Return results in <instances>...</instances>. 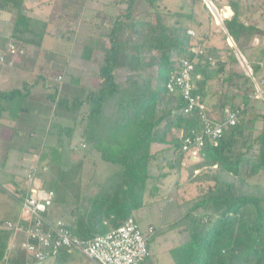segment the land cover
<instances>
[{
	"label": "trees",
	"instance_id": "trees-1",
	"mask_svg": "<svg viewBox=\"0 0 264 264\" xmlns=\"http://www.w3.org/2000/svg\"><path fill=\"white\" fill-rule=\"evenodd\" d=\"M141 1L148 7L140 8ZM163 1L125 0L126 7L109 18L111 22L92 24L81 59L98 67L96 88L85 91V99L56 101L70 113L82 108L84 119L68 127L53 118L48 133L57 136L39 155L36 169L25 174L24 183L29 174L40 177L43 189L54 195L51 204L63 209L60 219L73 218L68 227L74 236L88 241L135 220V213L146 206V197H155L160 191L157 183L170 175L162 172L165 168L185 173L184 183L196 186L198 195L194 200H180L182 195L176 194L177 204L185 211L172 228H181L187 239L170 250L174 264H264V108L248 117L256 95L253 81L264 80V51L258 58L254 53L255 40L264 33L248 16L250 8L243 0H210L226 29L222 44H213L210 31L198 36L192 30L194 3L190 12L183 7L173 12L162 7ZM26 2L0 0V12L13 16L14 41L40 48L50 34L56 9L53 16L40 19L29 13ZM225 8L230 10L223 19L220 12ZM164 15L172 16L173 22H165ZM237 51L247 60L252 77L243 71ZM186 62L194 66V94L200 96L209 118L213 119L207 102L211 92L223 100L219 122L227 111H240L237 125L225 130L217 142L205 138L197 161L183 146L185 139L203 131L202 111L195 108L186 113L188 101L180 91L168 89L172 75L181 72ZM59 91L57 86L48 99L54 103ZM28 97V92L18 89L0 92V125L19 122L29 111ZM238 100L245 107L242 110ZM78 124L86 149L79 161L68 166L63 149ZM175 129L182 130L183 136L174 137ZM95 153L111 168L87 192L82 176L86 161ZM184 183L177 182L176 189ZM45 215L51 220L52 210L47 208ZM7 222L14 221L0 219V263L5 261L10 239L11 231L3 228ZM156 236L157 231L150 243ZM153 262L150 256L143 264Z\"/></svg>",
	"mask_w": 264,
	"mask_h": 264
},
{
	"label": "rangeland",
	"instance_id": "rangeland-1",
	"mask_svg": "<svg viewBox=\"0 0 264 264\" xmlns=\"http://www.w3.org/2000/svg\"><path fill=\"white\" fill-rule=\"evenodd\" d=\"M81 1L87 2L86 7L82 8L83 10L78 9L79 11L77 13L75 12L76 14L70 13L68 15H65V19L62 18L59 20L57 18V15L61 13V10H59V8L58 9L56 8L57 9L56 13L58 14H54L55 17L52 22H62V24L60 27L58 25L56 27H50L49 30H52L54 36H59L61 34H63L64 36L63 38L58 37L55 39L53 38L48 39L47 41L45 40V43L43 44V48L41 50L49 54L54 53L55 56L57 57V60L59 61L58 62L59 64L56 66L55 72L52 73L53 71H50L52 73L50 75V80H49L51 84L55 83L57 85L55 81L57 80V78L63 76L64 86L65 84L72 85L70 83L71 77L78 76L81 74L80 69L84 67L82 65V59H81V54H82L81 45L83 44V42L87 38V34L89 33V27H90L89 22L90 21L94 22L95 19H97L98 22H102V24L103 23L105 24V22L106 23L111 22L109 18L116 17L121 13L120 9L126 7V3H124L125 0H123L124 5L123 4L120 5L119 3L122 0H81ZM192 3H194L193 10L196 13V16L192 20L193 23L191 24L193 27L192 30L195 31L198 34V36H202L203 34L210 31L212 33L211 43L213 44L215 43L217 45L222 44V32L225 31L222 26L223 22H218L215 16H214L215 21L209 18V14L205 9L206 7L209 9L207 0H194V1L164 0L163 2H161L162 7H164V9L166 8L167 10L173 12L183 10L184 8L185 9L183 11L190 12V6ZM139 6L140 8L142 7L144 9L148 7V4L141 1ZM181 7H183V9ZM90 9L93 12H96L95 18L92 16L93 13L90 14L89 12ZM36 10L39 12L43 11L40 10L39 7H37ZM100 11L103 13L101 14ZM46 13L47 15L39 13L40 16H37V18L46 19L49 16H53L51 10H48ZM226 13L228 12L225 9H223L220 12V17L221 18L223 17L224 19ZM5 14L8 15V13ZM103 16L104 17L106 16L107 18H104ZM10 20H11L10 22L13 21V16L10 18ZM164 20L165 22H173L174 18L172 16L164 15ZM2 22H7V21H2ZM187 22H191V21L187 19ZM2 28L6 29V27L3 25ZM66 31H70V32L66 33ZM7 33H10V30H7ZM0 38H1L0 40H3V43H6L5 40L6 35H2L0 36ZM228 42L230 44V39L228 40ZM11 45H13L16 48L17 55L21 50H22L21 52L24 51L25 53L26 51L29 54L30 52L34 51V48H30V50L26 49V46L19 42L12 41L10 42V46ZM35 52L36 51L32 53L33 56L36 54ZM2 58H4V56ZM66 62L67 63L70 62V67L68 70H65V68H63L62 66ZM239 63L243 71L246 74L248 73L250 75L251 71H250V67L248 66L247 60L245 59V64L246 66H248L249 71H246L243 68L240 61ZM97 72H98V67L97 66L92 67V64H90L89 68L85 69V72L83 73L82 79L84 80V84L90 90H94L98 83ZM253 82L255 83L256 95L253 96L252 107L248 111L249 118H252L257 111H260L261 109L264 108V86L261 85L258 79L257 82L255 81ZM75 90H77L76 91L77 93H80L79 95L80 99L82 98L85 99L86 92L84 95H82V92L85 91L83 86H75ZM51 94H54V92L51 91ZM60 96L62 97V94ZM219 101L220 104H222L223 100L220 99ZM50 103L54 104L52 100H50ZM69 104H71V102ZM52 106L53 105L50 106L51 110L50 113H48L50 116V119H48L49 123L52 122L51 120L52 111H53ZM237 106L240 110L245 108L240 100H238ZM46 111L47 108L45 111H43V108H41V112L44 114L45 117H46ZM56 112H57L56 115L61 114V112L64 113V111L59 110V108H57ZM214 114H217L216 116L219 115L218 112H214ZM44 116L43 115L41 116L42 117L41 119L44 120H41V122H39L38 125H34L33 128H29V129H24V128L22 129V127L17 126V124L10 123L8 121H5L0 125V136H1L0 196H2L4 199H8L9 201H14L11 195L15 193L14 181H21L20 177L22 175V171H24L25 170L24 168L30 166V164L32 163L33 154L28 152L29 146L32 145L33 150H35L37 145L40 144L39 139H41V137L45 135V133L47 132L48 128L46 129V124H45L46 118ZM67 116L69 118H61L62 116H57L56 119L57 121L62 122L65 126L75 127L76 123L72 119L75 118L76 112L74 113L69 112ZM29 119L31 121H34L36 117L30 115ZM77 126L78 128L76 134L74 135L71 141H66L65 148L63 149L64 164L68 166L79 161L84 154V149H86L81 147L80 142L82 138L79 136V124ZM19 132L20 134L23 133L24 135L23 139L18 137L17 133ZM32 133L35 134L34 135L35 137L27 140L29 135ZM56 136L57 134L55 135V137H52L50 135L47 138V142H46L47 145L52 144ZM168 156L170 157L169 153L167 154V157ZM109 168H111V165H109L106 162H103L98 153H95L93 158H89L86 161L82 178H83L84 187L88 188L87 192H91L92 190L91 184L96 185L98 181L99 182L103 181L101 180V178L105 176L106 171ZM162 172H167L168 174H170V177H168L164 181H161V183L159 182L157 183L160 185L159 193L155 196V198H151L149 196L146 197L145 199L146 206L142 210L135 213V218L139 227L143 231H147L150 226H153L157 231V236L155 240L150 243L151 257L154 260L153 264H174L173 259L170 255V250L180 245L187 239L186 235L181 234L179 232L181 228L178 229L172 228V225L175 223V221L181 218L185 211V209H181V206L177 204L176 194L179 193L180 195H182V197L179 198L180 200L183 198L185 200H194L198 195V191L196 186H190L187 183H184L186 182L187 179L185 173H181L182 174L181 175L176 171H170L167 168H165L164 171ZM177 182L184 183L185 186L180 187V189H176ZM261 185H262L261 187H264V181L261 182ZM53 207L54 208L51 209L52 215L55 218L60 219V216L63 213V209H56L55 206ZM1 214L3 217H5L6 214H8V212H5V214L2 212ZM61 220L64 221L65 219H61ZM77 257L78 260L82 259V261L85 262L83 257L81 256H77ZM49 260L44 263L31 262L29 264H52V261Z\"/></svg>",
	"mask_w": 264,
	"mask_h": 264
},
{
	"label": "crops",
	"instance_id": "crops-1",
	"mask_svg": "<svg viewBox=\"0 0 264 264\" xmlns=\"http://www.w3.org/2000/svg\"><path fill=\"white\" fill-rule=\"evenodd\" d=\"M243 1L246 4V6L250 8V10H249L250 12L248 13V16L250 18H252V20L254 21L253 23H255L257 25V27L260 30H262L264 33V0H243ZM59 5H60V7H59ZM86 5H87V2L81 1V0H27V2H26V7H27L29 13L35 17L40 16L39 13L47 15L46 12L48 10H51L53 12V11H55L56 8L57 9L59 8V10H61V13L60 14L56 13V14H58L57 18L59 20L62 18L65 19V15H68L70 13L76 14L79 11L78 9L85 8ZM37 7H39V9L43 10V11H41V12L37 11L36 10ZM227 9H229V8H225L226 11H227ZM62 10H63V12H62ZM87 10H89V9H87ZM89 12H90V14L93 13L92 16L95 18L96 12H93L91 9ZM100 13L102 14L103 12L100 11ZM231 16H232V13L229 14L225 18H230ZM11 17H12L11 14L6 15L5 12H0V36L6 35V38H5L6 43H3V40H0V92H8V91H12L15 89H18V90L22 91L23 93L28 92L29 97L27 99V106L29 108V111L26 114L22 115L19 122L14 123V124H17V126L22 127V129L23 128L24 129L33 128L34 125H38V123L41 122V120H44V119H41L42 118L41 116L42 115L44 116V114L41 112V108H43V111H45L47 108L46 117L44 116L47 120V121L45 120L46 129L48 128L47 132L45 133V135H43L41 137V139H39L40 144H38V143H37L38 145L36 144L37 147L35 148V150H33L32 145L29 146L28 152L33 154L32 163L30 164V166L25 167L24 168L25 170L22 171V175L20 177L21 181H14L15 193L11 194L14 201H9L8 199H4L2 196H0V219H6V220H11L14 222H21V223L25 224L24 223L25 219L22 216L23 212H22L21 202L24 198H26V196H28L29 191H30V186L26 182L24 183L25 174H27V172L31 171L32 169L33 170L36 169V162L39 159V155L42 153V151L45 148H47L49 146V145H47L46 142H47V138L49 137L48 132H49L50 125H51V123H49V121H48V119H50V116L48 114V113H50V110H51L50 106L53 105L52 106L53 111H52V117H51L52 119L51 120H53V118L57 117V116H62L61 118H69L67 116V114L69 112L66 110V108L60 106L59 103L56 104V101L59 102V99L60 100L73 101L75 98H78V100H79L80 99L79 98L80 93L76 92L77 90H75V86H83L85 91L90 90L85 86L84 80L82 79L83 73L85 72V69L89 68L90 63H85L82 61V65L84 67L81 66L83 68L80 69L81 70V74H80L81 77H80V75L72 76L70 79V83L72 85L65 84V86H64V83H62V86L59 87L60 91H59L57 98L54 101V104H51L48 97L51 94V91L54 92V90H57V86L55 83L51 84L49 82V80H50V75L55 72L56 66L59 64L58 63L59 61L57 60V57L55 56L54 53L49 54L47 52L45 53V52L41 51L43 48V45L40 48H34V51H36L35 52L36 54L34 56L32 55V53H34V51L30 52V54H29L26 51H25V53H24V51L21 52L22 50L19 51V54L17 56L16 55L15 56L10 55L8 53L9 47H10V42L15 40V39H13L12 34H11L12 25H13V22H10ZM104 18H107V17L105 16ZM2 21H7V22H2ZM93 23L102 24V22H98L97 19H95L94 22L90 21L89 22V24H90L89 29L90 30L93 29L92 28ZM61 24H62V22H51L49 29H50V27H56L57 25L60 27ZM63 24H64V22H63ZM105 24H106V22H105ZM2 25L5 26L6 29H3ZM7 30H10V33H7ZM49 32H50V34L45 37L43 44L45 43V40L47 41L48 39H51V38L55 39L58 37L63 38V36H64L63 34H61L59 36H54L52 33V30H49ZM68 32H70V31H66V33H68ZM21 44H23V43H21ZM255 47H256V50L254 52L255 57L258 58L260 56V54L262 53V51H264V35L255 40ZM30 48H33V47L26 46V49L30 50ZM37 52H38V54H37ZM42 53L44 56L42 55ZM3 56L5 58L4 61L1 60V58ZM261 65L264 67V61L261 63ZM62 66H63V68H65V70H68L70 67V62L69 63L66 62ZM50 71H53V72L51 73ZM74 77L79 78L80 82L76 83V81H73ZM73 85H75V86H73ZM85 91L82 92V95L85 94ZM61 94H62V97L60 96ZM219 98H220L219 96L218 97L215 96L214 92H211L207 98V102L210 105L209 107L211 109V114L213 116V120L216 122L220 121V119H218L216 116L217 114H214V112H218V114L220 113V107L222 104H220L219 100L221 98L220 99ZM54 106L56 109L54 108ZM57 108H59V110H63L64 113L61 112V114L56 115L57 114V112H56ZM81 110H82V108H79V109L74 111V112H76V116L72 120L76 124L80 123L82 121V119H84L83 117H81V113L79 112ZM30 115H33V117H36V119H34V121H31L29 119ZM81 127L82 126L79 125V136L82 138L81 131H80ZM76 132H77V130L74 132V135L76 134ZM17 134H18L19 138L23 139V137H24L23 133L20 134V132H19ZM34 135L35 134H33V133L30 134L27 140L34 138L35 137ZM74 135H73V137H74ZM173 136L180 138L183 136V131L175 129V130H173ZM0 138H1V136H0ZM80 144H81V147L83 148V145L85 144V141L83 138H82ZM158 148H160V147H158ZM191 159H192V161L198 160L196 157H193V156L191 157ZM168 177H170V175ZM35 186L43 189V180L38 176H35ZM152 198H155V197H152ZM48 209H50V210L53 209V205L49 204ZM2 212L4 214H5V212H8V214H6V216L3 217L1 214ZM64 219H65L64 221H66L68 224L69 222H71V220L73 218H71L69 216V217H65ZM134 219L136 220L135 216H134ZM48 221H50L51 223H56L57 221H62V220L57 219L52 215V220H48ZM23 241H24L23 235L18 234L15 236L12 232H10V239H9L8 245H7V253H6L7 255H6L5 261L3 263H0V264H29V263L33 262L34 260L30 256H28L20 247V245ZM12 245H13V248H11ZM68 254L69 255H62V256L60 255L59 257L53 258L50 260L52 261V264H83V263L87 264L85 257L83 256V254L80 251L76 250V251H72ZM77 256L83 257L85 262H83L82 259L78 260ZM73 259H74V261H73Z\"/></svg>",
	"mask_w": 264,
	"mask_h": 264
},
{
	"label": "built area",
	"instance_id": "built-area-1",
	"mask_svg": "<svg viewBox=\"0 0 264 264\" xmlns=\"http://www.w3.org/2000/svg\"><path fill=\"white\" fill-rule=\"evenodd\" d=\"M8 53L15 56L17 50L11 45ZM1 60L4 61V58ZM193 69L194 66L186 62L181 72L172 75L168 89L171 93L180 91L188 101L186 113L192 112L195 108L202 111L203 131L185 139L183 146L184 152L196 157L198 151L204 146L206 137L217 142L225 130L237 125L240 111H227L225 120L221 122L209 118L205 104L201 102L199 95L194 94L195 86L191 75ZM63 80L62 76L55 82L61 87ZM260 83L264 86V80ZM83 148H86L85 144ZM27 178L30 191L21 202L23 216L27 223L7 222L3 228L11 231L15 236L18 234L24 236L20 247L34 261L43 263L56 258L63 251L76 250L83 254L87 264H143L150 258L149 244L156 233L154 227L151 226L147 231H143L135 220L130 219L119 228L112 229L104 235H97L88 241L82 240L74 236L64 221L51 223L46 219L45 214L54 195L35 186L34 174H29Z\"/></svg>",
	"mask_w": 264,
	"mask_h": 264
},
{
	"label": "water",
	"instance_id": "water-1",
	"mask_svg": "<svg viewBox=\"0 0 264 264\" xmlns=\"http://www.w3.org/2000/svg\"><path fill=\"white\" fill-rule=\"evenodd\" d=\"M207 1H208V6H209V10H210V12L213 14V16L216 17V15H215V13H214V11H213L212 9H214V10H216V11H218V10L215 8V6H214L209 0H207ZM217 14H218V12H217ZM222 26H223L224 30H226L223 24H222ZM230 45H231V46H234V43H233V40H232V39H230ZM236 54H237V58H238V60H239V61L241 62V64H242L243 68H244L246 71H249V68H248V66H246V64H245V59L243 58V56L241 55V53H240L239 51H237ZM240 56H241V57H240ZM247 75H248V73H247Z\"/></svg>",
	"mask_w": 264,
	"mask_h": 264
},
{
	"label": "clouds",
	"instance_id": "clouds-1",
	"mask_svg": "<svg viewBox=\"0 0 264 264\" xmlns=\"http://www.w3.org/2000/svg\"><path fill=\"white\" fill-rule=\"evenodd\" d=\"M250 71H251V69H250ZM251 73H252V72H251ZM248 76H250V75L248 74ZM250 77H252V75H251Z\"/></svg>",
	"mask_w": 264,
	"mask_h": 264
}]
</instances>
